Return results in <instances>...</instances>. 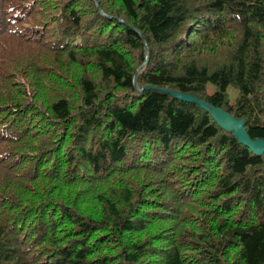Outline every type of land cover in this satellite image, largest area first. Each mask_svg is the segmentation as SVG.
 <instances>
[{
	"label": "trees",
	"instance_id": "obj_1",
	"mask_svg": "<svg viewBox=\"0 0 264 264\" xmlns=\"http://www.w3.org/2000/svg\"><path fill=\"white\" fill-rule=\"evenodd\" d=\"M186 97L264 140V0H0V264H264V153Z\"/></svg>",
	"mask_w": 264,
	"mask_h": 264
},
{
	"label": "water",
	"instance_id": "obj_2",
	"mask_svg": "<svg viewBox=\"0 0 264 264\" xmlns=\"http://www.w3.org/2000/svg\"><path fill=\"white\" fill-rule=\"evenodd\" d=\"M146 54H149V49L146 47ZM146 64L142 65L139 70L143 69ZM135 85L137 88H139L137 77H135ZM176 96H180L178 93H174ZM182 97V96H181ZM187 99L194 100L198 102L200 105L205 107L207 110H209L221 123H223L225 126H227L229 129L234 130L236 134H238L241 141H243L245 144L250 146L255 152L257 153H264V140L262 139H252L245 127L244 122L237 120L234 116L229 114L228 112L215 107L211 103L205 102V101H199L197 99L186 97Z\"/></svg>",
	"mask_w": 264,
	"mask_h": 264
}]
</instances>
